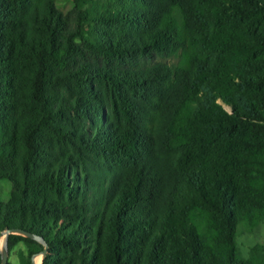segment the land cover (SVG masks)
I'll use <instances>...</instances> for the list:
<instances>
[{"label":"trees","instance_id":"1","mask_svg":"<svg viewBox=\"0 0 264 264\" xmlns=\"http://www.w3.org/2000/svg\"><path fill=\"white\" fill-rule=\"evenodd\" d=\"M71 3L0 0L8 252L254 264L235 238L264 221V0Z\"/></svg>","mask_w":264,"mask_h":264},{"label":"rangeland","instance_id":"2","mask_svg":"<svg viewBox=\"0 0 264 264\" xmlns=\"http://www.w3.org/2000/svg\"><path fill=\"white\" fill-rule=\"evenodd\" d=\"M56 7L65 15L71 13V0H56ZM228 112L229 109L224 107ZM11 184L8 181H0V201H6L9 197ZM3 234L0 235V249L4 242ZM24 251L22 245L14 248L8 256L11 264L18 263V251ZM235 258L241 261H252L254 264H264V221L260 222L254 229H249L246 223L239 218L237 223V235L235 238ZM38 257L36 260H39ZM41 260V259H40Z\"/></svg>","mask_w":264,"mask_h":264},{"label":"water","instance_id":"3","mask_svg":"<svg viewBox=\"0 0 264 264\" xmlns=\"http://www.w3.org/2000/svg\"><path fill=\"white\" fill-rule=\"evenodd\" d=\"M11 233H13V232L5 231V232L3 233L4 238H6L7 235H9V234H11ZM20 234L23 235V236H25V237L28 236L27 234H22V233H20ZM45 255H46V246H44V250H43V252H42L41 254H39V255H34V256L31 258V263H32V264H36V263H35V260H36L38 257H40L41 260H40V263H39V264H41V262H42L43 258L45 257ZM8 256H9V252H8V249H7V246H6V240L4 239L3 245H2V247H1V249H0V261H1V264H7V263H8Z\"/></svg>","mask_w":264,"mask_h":264},{"label":"bare ground","instance_id":"4","mask_svg":"<svg viewBox=\"0 0 264 264\" xmlns=\"http://www.w3.org/2000/svg\"><path fill=\"white\" fill-rule=\"evenodd\" d=\"M35 263L36 264H39L40 263V259L39 260H35Z\"/></svg>","mask_w":264,"mask_h":264}]
</instances>
